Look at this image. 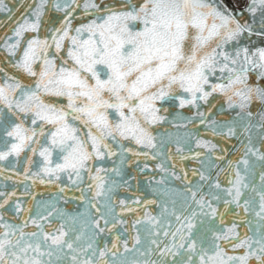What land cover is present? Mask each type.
Wrapping results in <instances>:
<instances>
[{
  "label": "snow or ice",
  "instance_id": "6c2138e0",
  "mask_svg": "<svg viewBox=\"0 0 264 264\" xmlns=\"http://www.w3.org/2000/svg\"><path fill=\"white\" fill-rule=\"evenodd\" d=\"M240 4L0 0V264H264V0Z\"/></svg>",
  "mask_w": 264,
  "mask_h": 264
},
{
  "label": "water",
  "instance_id": "95a60500",
  "mask_svg": "<svg viewBox=\"0 0 264 264\" xmlns=\"http://www.w3.org/2000/svg\"><path fill=\"white\" fill-rule=\"evenodd\" d=\"M19 2V0H18ZM4 17L2 15H0V20H3ZM2 179V178H0ZM9 187H11V182H7ZM3 187V183H0V188ZM20 191L22 192L23 191V187L20 188ZM36 192L38 193H42V195H38L37 196V199H43V200H47L50 198L52 192L54 191V189H46L44 188L43 186L41 187H38L37 189H35ZM121 196H125V195H131V193H128V194H125L123 192L120 193Z\"/></svg>",
  "mask_w": 264,
  "mask_h": 264
},
{
  "label": "flooded vegetation",
  "instance_id": "af4514ba",
  "mask_svg": "<svg viewBox=\"0 0 264 264\" xmlns=\"http://www.w3.org/2000/svg\"><path fill=\"white\" fill-rule=\"evenodd\" d=\"M228 2H229V4H231L232 3V0H228ZM243 3H246V0H241L240 6H243Z\"/></svg>",
  "mask_w": 264,
  "mask_h": 264
}]
</instances>
